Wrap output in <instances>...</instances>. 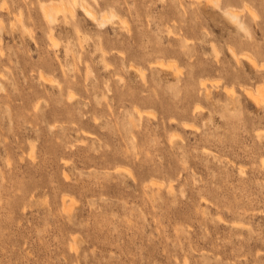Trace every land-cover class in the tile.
I'll use <instances>...</instances> for the list:
<instances>
[{"label": "rangeland", "instance_id": "374dc122", "mask_svg": "<svg viewBox=\"0 0 264 264\" xmlns=\"http://www.w3.org/2000/svg\"><path fill=\"white\" fill-rule=\"evenodd\" d=\"M62 1L0 0V264H264V0Z\"/></svg>", "mask_w": 264, "mask_h": 264}, {"label": "bare ground", "instance_id": "6f19581e", "mask_svg": "<svg viewBox=\"0 0 264 264\" xmlns=\"http://www.w3.org/2000/svg\"><path fill=\"white\" fill-rule=\"evenodd\" d=\"M38 1H40V0H38ZM201 1H203V0H199V2H201ZM204 2H206V4L207 5H212L213 7H216V8H219V10L221 11V13H222V16L229 22V23H231L234 27H236L237 29H239L240 31H244V32H246V33H249L250 32V29H249V27H248V25L246 24V22H245V20L244 19H242V14H240V11H237V10H235V9H231V8H222L221 6H220V0H204ZM19 3H21V2H19ZM19 3H18V6H17V8L19 7ZM42 3L43 2H41V5H42ZM22 4V3H21ZM22 7V6H21ZM20 7V8H21ZM77 8H78V10L79 9H82V11L85 13V15L87 16V17H89L92 21H94V22H96V23H98V25L100 26V27H103L105 24H107V22L108 21H112V20H114L115 19V17L117 16L116 15V13H114V12H111V13H105L104 15H102V16H99L98 14V11L96 10V8L95 7H93L92 5H89V3H87L86 1H84V0H63L62 2H60V3H50L49 5H47V4H45V5H42V14H43V18H44V20L46 21V23L49 25V26H53V24L55 23V21H56V19H57V17L59 16L60 17V15H62L64 18H70L71 19V23L73 24V26L75 27L74 29L76 30V32H78L80 29V27H79V24H78V22L77 21H75V16H76V11H77ZM8 9H9V7H8ZM19 9V8H18ZM21 11H23V10H20V12ZM255 14H252V16L253 17H255L254 16ZM19 18V17H18ZM20 18H22V17H20ZM65 20V19H64ZM24 25H22V27H23ZM25 26H26V24H25ZM28 29V28H27ZM26 30V29H25ZM24 31V30H23ZM27 32H28V30H26ZM31 29H30V33H31ZM81 31V30H80ZM28 32V33H29ZM49 33H50V40H51V43H52V45H53V47L55 48L58 44H57V40H56V38H55V36L53 35V28L51 27L50 29H49ZM78 33H80V32H78ZM78 35V34H77ZM31 36V35H30ZM34 37V36H33ZM33 37H32V39H33ZM83 41V40H82ZM82 47H83V44L81 45ZM69 49H66V51H68ZM0 51H2V54H3V50L0 48ZM215 52H216V50H215ZM218 52V51H217ZM230 52L232 53V55L239 61L240 60V57H239V55H238V53L233 49V48H230ZM1 54V55H2ZM248 55L249 54H247V57H248ZM243 56H245L246 57V54L244 55L243 54ZM246 57V59L248 60L249 59V62H250V64L253 66V67H256V68H262V66H264L263 64L261 65V67H260V65H259V63H257V61L255 60V59H253V57L251 58L250 56L247 58ZM159 64V67H161V68H167V67H165V62L163 61H159L158 62ZM170 64V63H169ZM168 63H167V65H169ZM166 65V66H167ZM171 65H172V63H171ZM170 65V66H171ZM174 66V65H173ZM169 67V66H168ZM175 68V69H174ZM182 68V67H181ZM138 71H140L141 73L140 74H142L143 76H144V78H145V71L144 70H142V68L141 69H138V68H136ZM171 69H173V71H174V75H176V76H179V71L180 72H182L179 68H176L175 66L174 67H172ZM68 70V69H67ZM70 70V69H69ZM88 70H90V69H88L87 68V73L89 72ZM182 70H183V68H182ZM44 71H42V72H40L39 73V77H40V79L41 80H44V82L47 80V77H46V75L43 73ZM92 72V71H91ZM143 72V73H142ZM184 73V72H183ZM183 73L182 74H180L181 76L183 75ZM89 74H90V72H89ZM1 76H2V74H0ZM86 76H87V74H86ZM0 80H2V78H0ZM206 80V79H205ZM54 81V80H53ZM69 82L71 83V84H73L70 80L68 81V85H69ZM1 83V82H0ZM58 83V82H57ZM206 83H207V81H206ZM206 83H205V81H201L199 84H200V87L201 88H208L207 86H206ZM61 84V83H60ZM60 84H58V85H60ZM2 85V86H1ZM0 86V89L1 88H3L4 87V85L3 84H1ZM67 86V85H66ZM66 86H65V88H66ZM74 87V86H73ZM68 88H69V86H68ZM5 89V88H4ZM245 89V93L249 96V97H251L254 101H256L257 103H260L261 104V102L263 101L264 102V90L263 89H261V88H257L256 89V91H253V90H251L250 88H244ZM1 91H2V89H1ZM65 91H66V89H65ZM68 92H69V89H68ZM68 92H67V94H68ZM73 94H75V93H73ZM69 95H71V97H72V93L70 94V92H69ZM75 96V95H74ZM74 98V97H73ZM72 98V99H73ZM70 99V98H69ZM70 101V100H69ZM139 111V110H138ZM144 112V111H143ZM143 112H141V111H139V113H140V115H143L144 113ZM143 113V114H142ZM186 123H184V125H185ZM188 124H186V126H187ZM172 138H174V136L172 137ZM172 140V139H171ZM120 168H122V167H120ZM120 170V169H119ZM124 170V169H123ZM159 182H155V181H152V186H159ZM69 200L70 199H67V197H63V205H64V208H65V210H67V211H70V209H71V206L68 204V202H69Z\"/></svg>", "mask_w": 264, "mask_h": 264}]
</instances>
